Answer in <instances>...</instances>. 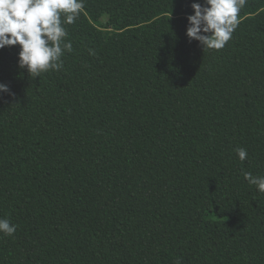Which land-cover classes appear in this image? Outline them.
<instances>
[{
  "label": "trees",
  "instance_id": "obj_1",
  "mask_svg": "<svg viewBox=\"0 0 264 264\" xmlns=\"http://www.w3.org/2000/svg\"><path fill=\"white\" fill-rule=\"evenodd\" d=\"M194 2L85 0L35 78L0 49V264H264V0L220 50Z\"/></svg>",
  "mask_w": 264,
  "mask_h": 264
},
{
  "label": "clouds",
  "instance_id": "obj_2",
  "mask_svg": "<svg viewBox=\"0 0 264 264\" xmlns=\"http://www.w3.org/2000/svg\"><path fill=\"white\" fill-rule=\"evenodd\" d=\"M247 0H203L191 4L186 36L199 42L203 49L220 50L232 39L238 27L241 9ZM85 0H0V49L19 46L18 67L33 78L49 70L63 68L61 57L72 51L64 24H74L84 8ZM63 14L64 19H61ZM0 83V93H8ZM239 161L247 159L244 148L235 149ZM244 179L264 193V176L244 172ZM17 225L0 218V234L12 236ZM176 264H181L177 260Z\"/></svg>",
  "mask_w": 264,
  "mask_h": 264
},
{
  "label": "rangeland",
  "instance_id": "obj_3",
  "mask_svg": "<svg viewBox=\"0 0 264 264\" xmlns=\"http://www.w3.org/2000/svg\"><path fill=\"white\" fill-rule=\"evenodd\" d=\"M81 29H83L84 31L88 32V33H93L94 28L89 25L88 23H85L81 26Z\"/></svg>",
  "mask_w": 264,
  "mask_h": 264
},
{
  "label": "bare ground",
  "instance_id": "obj_4",
  "mask_svg": "<svg viewBox=\"0 0 264 264\" xmlns=\"http://www.w3.org/2000/svg\"><path fill=\"white\" fill-rule=\"evenodd\" d=\"M251 245V244H250Z\"/></svg>",
  "mask_w": 264,
  "mask_h": 264
}]
</instances>
